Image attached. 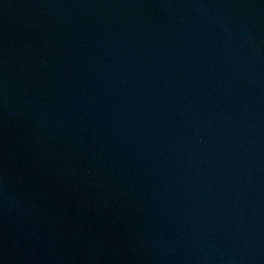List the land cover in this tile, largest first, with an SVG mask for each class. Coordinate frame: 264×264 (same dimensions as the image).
<instances>
[{"label": "water", "instance_id": "95a60500", "mask_svg": "<svg viewBox=\"0 0 264 264\" xmlns=\"http://www.w3.org/2000/svg\"><path fill=\"white\" fill-rule=\"evenodd\" d=\"M0 264H264V0H0Z\"/></svg>", "mask_w": 264, "mask_h": 264}]
</instances>
